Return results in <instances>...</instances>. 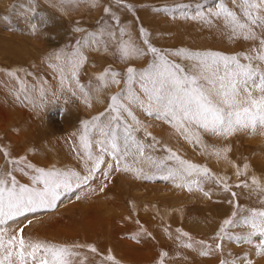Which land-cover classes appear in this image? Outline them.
Here are the masks:
<instances>
[{
	"label": "rangeland",
	"instance_id": "obj_1",
	"mask_svg": "<svg viewBox=\"0 0 264 264\" xmlns=\"http://www.w3.org/2000/svg\"><path fill=\"white\" fill-rule=\"evenodd\" d=\"M221 2L235 11L242 22L249 23L243 14V0L239 4L235 0H120L119 4L117 0H79L78 4L67 0H0V101L11 117L4 121L0 115V170H11L18 184L29 187H42L32 182L35 168L86 175L80 144L84 122L97 116L103 119L113 95L144 98L139 73L149 71L155 59L143 43L145 39L166 54L170 62L184 67L195 61L172 53L213 52L237 56L241 63H248L244 58L257 54L258 41L246 40L243 34L230 36L222 19L211 16ZM129 36L144 49V54L125 60L118 44ZM17 48H25L27 57ZM78 50L87 59L77 78L90 92L91 106L71 75L70 61ZM129 67L137 72L131 85L127 82ZM106 69L120 73L118 84L109 82L101 87L98 77ZM12 72L17 76H10ZM106 79L110 81L111 77ZM122 103L142 122L134 135L145 144L146 156L160 160L169 154L166 149H171L182 159L208 168L213 179L199 177L204 189L193 185L189 191L176 187L179 181L160 179L161 173L147 162L139 166L151 179L115 171V162L105 154V164L88 185L62 192L55 209H42L9 221V235L23 227V236L33 241L68 247L83 245L75 249L81 253L77 260L86 257L83 264H113L106 259L108 255L114 256L117 264H160L162 259L164 264H222L233 258L247 264L244 257L253 260V264H264V256L256 255L260 237H255L252 244L219 238L224 220L232 218L237 204L240 216L250 210H264V192L255 190L250 179L256 177L264 183V134L240 131L224 138L199 129L202 143H196L194 138L190 142L169 123L148 116L127 99ZM123 116L124 122L135 128L131 118L126 113ZM146 131L159 143L146 136ZM120 135L123 136L122 128ZM119 143L123 147V139ZM225 147L230 151L224 160L233 167L226 172L227 182L220 179L219 164L223 158L213 151ZM92 151L100 153L95 142ZM25 158L26 163H9ZM128 162H132V157ZM108 164L113 165V171L105 179L102 173ZM168 164L176 166L174 161ZM244 164L249 165L246 171ZM238 169L244 174L238 176ZM225 183L229 191H224ZM245 183L250 187H244ZM205 192L209 195L205 196ZM111 202L115 206L109 205ZM171 219L178 224H171ZM248 230L247 226L226 229L233 237ZM184 231L188 237L180 235ZM199 241L212 246L208 256L200 255L206 249ZM187 242H192L193 248L184 247ZM218 243L222 245L220 250H216ZM89 245L97 253H91ZM164 252L168 253L166 257Z\"/></svg>",
	"mask_w": 264,
	"mask_h": 264
},
{
	"label": "snow or ice",
	"instance_id": "obj_2",
	"mask_svg": "<svg viewBox=\"0 0 264 264\" xmlns=\"http://www.w3.org/2000/svg\"><path fill=\"white\" fill-rule=\"evenodd\" d=\"M67 2L78 4L79 0H67ZM117 3L119 4L120 0H117ZM235 3L239 4L240 0H235ZM243 5V14L249 23L242 22L236 12L225 7L222 2L218 5V10L211 13V16L222 19L225 27L230 29V36L243 34L246 40L258 41L257 54L245 56L244 59L248 61L246 64L241 63L237 56H226L213 52L178 51L172 53L171 55L183 56L187 60L195 61L184 67L170 62L166 54L158 52L148 39L143 41L147 45V50L155 58L149 71L139 73L142 81L140 88L144 98L131 94L126 97L113 95L110 98L109 112L103 119L97 116L91 121L84 122L80 144L84 152L86 175L75 171H60L55 168L51 170L35 168L36 175L32 177V182L42 187H29L18 184L11 170H0V264H83L86 257L77 260V257H81V253L75 251V249L84 247L83 245L68 247L45 241H33L23 236V227H20L16 234L9 235L10 229L6 226L9 221H14L29 213H36L42 209H55L62 192L88 185L89 181L95 178V174L101 171V166L105 164V154L110 155L115 162V171L132 172L137 178L151 179L152 176L139 166L147 162L156 172L161 173L160 179L179 181L176 187H186L189 191L192 190L193 185L198 190H203L199 177L213 179L208 168L182 159L171 149H166L169 154L160 160L150 155L146 156L145 144L134 135V131L142 127V122L137 119L131 108L122 103L124 99L141 108L148 116H154L158 120L169 123L177 132L184 135L185 139L194 138L196 143H202L199 129L224 138L240 131L251 134L259 131L260 134H264V0H243ZM93 6L97 4L94 3ZM105 11H110V9H105ZM198 15L204 18L202 13ZM35 27L33 25L34 29ZM141 31L147 36L146 32ZM121 35H124L123 29H121ZM118 49L121 58L125 60L144 54V49L139 47L130 36L118 44ZM86 59L78 50L70 61V70L73 79L84 93L85 102L91 106L90 92L79 84L77 78L78 71ZM9 75L17 76L15 72ZM119 75L118 72L106 69L98 77L101 87H106L109 82L118 84ZM109 76L110 81L106 79ZM136 77V70L129 67L127 69L128 84L131 85ZM64 82V73L61 69V83ZM123 113L131 118L135 128L124 122ZM121 128L123 129L122 137ZM145 134L155 143H159L150 132L146 131ZM96 137L99 138L96 139ZM121 139H123V147L119 143ZM94 142L100 146L98 155L92 151ZM213 151L218 158L227 159L230 149L225 147L213 149ZM5 155L9 154L5 153ZM129 157H132L131 163L128 162ZM168 161H174L176 166H170ZM9 163L13 165L26 163V158L23 161L9 160ZM27 166L33 167L31 164ZM243 167L246 171L249 165L244 164ZM112 171L113 165L108 164L107 171H104L102 175L108 179ZM236 174L239 176L244 172L238 169ZM189 177L195 178L189 181ZM252 185L256 186L255 190L264 192V187L260 185L256 177H252ZM243 186L250 187L247 183ZM100 190L103 191V187ZM224 191H229L226 183ZM204 195L208 196L209 193L205 192ZM235 195L236 193L233 192L232 196L235 197ZM236 207L237 211L232 213V218L224 220L219 238L223 240L227 237L252 244L255 237H260L261 242L256 247V255L264 256V210H250L246 215L240 216L239 205L237 204ZM239 226H247L249 230L246 234L235 237L226 231L227 228ZM180 235L189 236L186 232H181ZM189 241H191L190 237ZM198 243L204 245L206 249L200 252L202 256H208L213 250L211 245H205L203 241ZM183 246L193 248V243L187 242ZM87 247L91 253H97L94 246ZM221 248L222 245L218 243L216 250ZM162 255L166 257L168 253L164 252ZM106 259L117 264L112 255H108ZM244 259L247 264H253V260L247 257ZM160 264H164L163 259ZM222 264H241V262L233 258L223 261Z\"/></svg>",
	"mask_w": 264,
	"mask_h": 264
},
{
	"label": "bare ground",
	"instance_id": "obj_3",
	"mask_svg": "<svg viewBox=\"0 0 264 264\" xmlns=\"http://www.w3.org/2000/svg\"><path fill=\"white\" fill-rule=\"evenodd\" d=\"M19 47V46H18ZM16 50H23L22 51V53H20L23 57H27V55H25V48H17ZM24 53V54H23ZM22 57V58H23ZM26 59V58H25ZM3 102H1L0 101V115L2 114V117H3V120L4 121H7V120H11V117H10V114H9V112L8 111H6V107L2 104ZM5 116H7V117H5ZM13 119V118H12ZM16 119H14V121H15ZM17 120H19V119H17ZM18 124V123H17ZM21 127V126H20ZM21 129L23 130V128L21 127ZM21 129L19 128V130L21 131ZM19 131H18V135H19ZM21 133H23V132H21ZM54 148V147H53ZM54 151V150H53ZM55 152V151H54ZM57 153V152H56ZM60 153V152H59ZM222 161H220V164H219V169H220V171H221V181H226L227 182V180H228V177L226 176L227 174H226V172H228L229 170H232L233 169V167H232V165H231V163L228 161V162H226L224 159H221ZM230 175V174H229ZM228 175V176H229ZM250 179L252 180V176H250ZM258 180H260V179H258ZM261 181V180H260ZM264 182V181H263ZM262 183V182H261ZM260 183V185L262 186V187H264V183H262L261 184ZM137 184V183H136ZM204 189V188H203ZM191 193H193V192H191ZM176 199H179V197L178 198H176ZM180 199H183L182 197H180ZM178 201H180V203L182 204V201L181 200H178ZM114 202H111V204H109V205H112ZM136 203H138V201L136 202ZM206 203V202H205ZM209 204V203H208ZM211 204H212V202H211ZM118 205V204H117ZM117 205H116V207H115V209L117 208ZM210 205V204H209ZM113 206H115L114 204H113ZM134 206L136 207V205H135V203H134ZM138 206H139V204H138ZM208 206V205H207ZM119 207V206H118ZM172 207V206H171ZM114 208V207H113ZM139 208V207H138ZM177 210V209H176ZM114 211V210H113ZM160 212V211H159ZM109 213V212H108ZM117 213V212H116ZM162 213V212H161ZM171 213V212H170ZM178 213H179V210H178ZM182 213V212H181ZM160 214V213H159ZM158 214V215H159ZM174 214V213H173ZM180 214V213H179ZM124 215V214H123ZM122 215V216H123ZM178 215V214H177ZM181 215V214H180ZM227 217V216H226ZM226 217H224V218H226ZM165 218H168L167 217V215H166V217ZM177 221V220H176ZM175 222V221H174ZM170 223L171 224H173V225H176V224H178V223H172V219L170 220ZM169 223V224H170ZM172 227V226H171ZM185 232V231H184ZM71 235V234H70Z\"/></svg>",
	"mask_w": 264,
	"mask_h": 264
},
{
	"label": "clouds",
	"instance_id": "obj_4",
	"mask_svg": "<svg viewBox=\"0 0 264 264\" xmlns=\"http://www.w3.org/2000/svg\"><path fill=\"white\" fill-rule=\"evenodd\" d=\"M99 102V101H98Z\"/></svg>",
	"mask_w": 264,
	"mask_h": 264
}]
</instances>
